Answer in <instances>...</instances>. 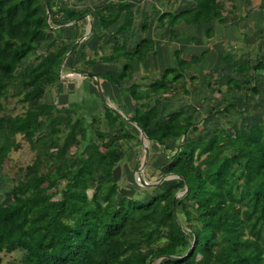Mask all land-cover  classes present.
I'll use <instances>...</instances> for the list:
<instances>
[{"label":"trees","instance_id":"obj_1","mask_svg":"<svg viewBox=\"0 0 264 264\" xmlns=\"http://www.w3.org/2000/svg\"><path fill=\"white\" fill-rule=\"evenodd\" d=\"M192 1L191 7L175 13L159 11L157 21L168 25L169 42L177 37L175 24L204 25L213 19L225 23L219 1L233 2ZM48 3L49 20L44 0H0V165L20 148L18 137L33 152L20 177L12 178L10 198L0 202V263L3 254L20 252L18 264H156L159 259V264H199V256L206 258L201 264H264V115L250 122L243 117L247 96L257 91L255 84L242 87L244 82L228 81L244 89V101L240 107L230 102L223 110L236 108L242 118L233 124V132L217 126L206 137L184 109L165 112L157 100L177 85L187 94L184 72L207 50L189 59L175 50L176 66L163 68L145 89L140 90L137 82L123 86L133 72L129 62L111 75L93 72L97 60L87 58L84 51L78 59L71 57L90 35L66 57L84 28L80 23L67 29L52 25L87 12ZM131 4L117 0L108 11L97 12L101 28L117 23L121 13L117 32L130 27L135 19ZM148 19L146 14L144 33ZM206 33L210 35L211 28ZM101 39L98 58L103 61L121 56L143 61L149 52L155 53V40L147 36L133 51L127 50L125 41L119 45L116 38ZM21 62L25 64L18 71ZM239 67L252 73L264 70V55L251 65L242 61ZM65 68L114 82L131 98L133 113L123 117L104 104L101 128L100 118L80 107L48 101L51 87L61 91ZM9 96L23 104L22 113L4 111L1 100ZM133 122L144 131L156 158L148 163L163 170L161 176H172L146 187L159 189L147 197L133 189L130 194L126 187L123 194L120 191L121 168L131 153L136 154V146L127 147L134 139L127 125L140 133ZM189 129L196 137H187ZM91 184L95 196L88 194ZM181 192L182 200L178 196L174 204Z\"/></svg>","mask_w":264,"mask_h":264},{"label":"rangeland","instance_id":"obj_2","mask_svg":"<svg viewBox=\"0 0 264 264\" xmlns=\"http://www.w3.org/2000/svg\"><path fill=\"white\" fill-rule=\"evenodd\" d=\"M86 1L87 2L70 0L68 3L70 5H73L74 7H77L78 9L84 10V9H87L89 7V4H90V2L88 0H86ZM111 1H113V0H101L100 1L101 4H100L99 0H92L91 3L97 5L96 8H98L101 5L103 7H107V5ZM148 1L149 0L140 1V3H137L138 8H136V6L134 7L137 10L138 19H140V20L143 17L142 12L145 9H147L149 6ZM154 1L157 2V4H159L161 6L160 0H154ZM173 1H174L173 7L178 8L179 6L185 5V4H183L185 2V0H173ZM261 1H262V5H261L262 11L260 12V10H258V9H260L259 4H258V0H253L252 5H251V11H255V14L253 15V17H250V20L249 19H247V20L249 21L248 26L251 29L257 30L258 28H261L262 30L261 31L259 30L257 33L254 30L252 41H247V42L244 41L242 43L239 40H238V42H233V40H232V42L230 41L229 43L228 42L223 43L221 48L226 51V54H224L222 51L221 58L225 57V58H222L223 62L224 61L230 62L229 58L236 59V60L240 61V59L242 60V59L246 58V56L249 54H251L250 58L252 60H256L259 55H264V25L263 26L261 25L262 22L264 23V0H261ZM51 4L53 5V1ZM85 6H86V8H85ZM231 6L232 5L230 4V2H226V1L222 2L221 7L224 11V15H227L229 17L230 12L228 10L230 9ZM149 8H150L149 11L152 12L153 8H157V6L155 5V3H152V4H150ZM161 9H163V11L165 10L164 7ZM159 11H162V10H159ZM232 13H234V12H232ZM232 13L230 14L232 16L229 17V21L234 23L235 20L238 18H236ZM248 16L245 15V17H248ZM151 17H152V14H151ZM259 18H260V21L258 20ZM139 23H141V21ZM84 24H86V22H84ZM245 24H246V22L244 23V25ZM242 26H243V22H242ZM82 27H83V24H82ZM139 29H140V24H139ZM146 34H148V33H146ZM66 35L69 38L70 32H68V34H66ZM83 35H84V38H87V37H89L90 32L86 33V34L83 33ZM67 36H66V38H67ZM101 38H103V37L101 36ZM101 38L99 37V39H98L97 35L90 36V38L88 40V44L85 46L79 47L77 52L74 53L71 57L73 59H75V58L78 59L79 57H77V56L79 55L80 52L84 51V53H86V54L89 53V57L90 58L95 57L96 60L99 62L97 65H100V66H96L93 68L94 72H96V71L100 72L101 70L105 71V69H106V70H108L109 73H111V75H114V74H116V72L111 71L110 66H107V67L105 66L106 68L104 66H102L101 63L105 62L106 60L101 61V59L98 58L101 55L100 49H99L100 48L99 42H100V40H102ZM157 41L158 42L163 41L164 44L167 43V41L169 42V34L167 35V38L159 37ZM261 42H262V44H261ZM170 43H171V45L174 44L173 41H171ZM74 47H75V44L70 48V50L67 52L66 56L69 54L70 51H72V49ZM155 47H157L156 44H155ZM110 49H111V44H107L105 46V50L108 52ZM95 53H98V54H96L97 57H96ZM220 54H221V52H220ZM227 54H229V55H227ZM155 55H158V54L156 53ZM173 58L175 59V57H173ZM203 59H205V58H203ZM203 59L199 63H201L203 61ZM70 60H71V58H70ZM85 62H87V60ZM24 64L25 63L21 62L20 69L18 71H20L22 69V66ZM103 64H105V63H103ZM117 65H119V64H117ZM164 67H165L164 63L160 62L158 64V71H155V69H154V70H152L151 75H149V76L146 75V76L141 77L142 75L145 74V72H143V71H148L147 67L146 68L142 67V68H144V70L140 69V73H134L133 74V72H132L131 78L127 79L126 81L123 80L122 85L123 86L130 85L133 81L136 80L137 82H139L138 84L140 87L146 86L150 80L154 79V77H157L159 75V73L162 71V69ZM155 68H157V67H155ZM112 69H114V67H112ZM188 69H189V67H188ZM188 69H187V71H188ZM219 71H220V73L221 72H223V73L227 72L226 68L221 69V67L220 68L218 67V69L216 70L217 74L219 73ZM185 72H186V70H185ZM74 73L78 74V76H75V77L69 76V75H73ZM204 73H205V71L203 72V76H204ZM60 79H61V83H62V86L60 88L61 91L59 92V90L57 89V86L51 87L49 90L50 96L47 98L48 101H51L53 99L54 101H56V103L59 107H62V106L71 107V105H73V103H80L81 105L84 106L83 108H81L83 110V112H85L86 114H90V115L93 114V115L97 116L98 118H100L101 125H99V126L101 128H104L105 127V121H104L105 119H104L103 105L108 104V106L110 105L111 108L115 109L114 101H110V98L107 97L106 92H102L105 89V83H106L105 81H109V80H106V79L104 80L102 77L101 78L97 77V79H96V77L92 78V76H87L86 74L82 75V73H80V72H76L74 70L69 71V69H66V68H65V71H63L61 73ZM84 79L91 81L88 86H87L86 82L84 83V81H82ZM188 80L185 79V84H186L185 88L188 91L187 94L184 93L182 86L177 85L169 94H167L166 96L164 95L163 98H159V101L157 100V102L160 103V107H162V109H165L166 112H169V111H172L175 109H179V108L184 109V111L186 112L185 116L189 115L192 118L190 120V121H192L191 123L198 124V128H199L198 133L200 132V134L205 135L206 137H208V135L214 133L217 126L224 127L226 130L233 132L232 131L233 124L237 120L240 121L242 118L241 115L239 114V112L234 110L235 108H229V110L226 111L225 113H223V112H217L216 113L215 111H213V109L222 108L223 107L222 103L224 101H226V104H228L229 102H234V103H237L238 106L242 105V102L244 101V97H241L242 93L237 92L234 88L230 91V88L232 87V82L229 83L228 88H227L224 85L225 80L218 78V76H216V78H214L212 75H210V82L214 86H212L213 91L212 92L209 91L208 94H206L207 91H206L205 85L203 83L198 82L195 87L192 85H189L188 86L189 88L186 87ZM191 81H193V80H191ZM73 82H75L76 85H75V83L73 84ZM94 82L96 83L95 86H94ZM243 82H244V84H246L245 86L252 85V82H249L248 80H246V81L243 80ZM254 82H255V80H254ZM111 83L115 85L114 82H111ZM259 86L261 87V86H263V84L261 82H259ZM95 87H96V89H95ZM112 88L114 90H117L119 87L117 85H115V88L114 87H112ZM236 89L239 90L238 88H236ZM94 91H96V92H94ZM229 91H230V93H229ZM118 92L120 93V91H118ZM123 92H125V91L123 90ZM226 92H227V94H226ZM236 92H237V94H236ZM9 93H11V91ZM250 94H252V93H250ZM204 95H206V96L203 98ZM237 95H238V97H237ZM96 97L97 98L100 97L101 99L100 98L98 99L99 104L95 106L96 102H94V100H96ZM114 97H112V99H114ZM195 97H197V99H196L197 101L195 100ZM239 97L243 98V100L241 101V98H239ZM118 100L120 101V99H118ZM239 100H240V104H239ZM258 100L263 105L264 95H262V97H260ZM258 100H257V102H258ZM85 102H86V104H85ZM1 103L4 105V111L6 113H10V114L14 115V114H20L24 111V106L21 102H19L17 97L9 96L6 100L2 99ZM250 104L247 106L248 108L247 107L244 108L245 113H244L243 117L247 116L248 115L247 113L254 110V109H252L253 108L252 102H250ZM88 105H90V106H88ZM91 106H93L94 108H92L90 110ZM253 112H255L257 114H259L261 112V114H264V109L258 105L256 110ZM132 113H133V108L128 109V113H127L126 117H129ZM252 114H254V113H252ZM252 116L253 115H251V113H250V115H248V120H250V119L254 120L256 118L260 119L259 115H258V117H254V116L252 117ZM127 128L134 135V139H132L131 141H128L127 147L128 146L131 147L130 149L132 150L134 148V146H136V148H134V152L136 154L133 155V153H131L130 157L129 158L127 157L128 159H126V161H125V164H124L125 166L123 165L124 170H123V168H121V170H122L121 179H120V185H122V187H121L122 189L120 190L121 194H123V192H124L123 190H125L124 187L129 189L128 193H130V194L132 192L131 189H133L134 193L138 196L147 197L151 193H154V192L158 193L159 189H155V191H151L149 189L146 191L145 188L146 187L150 188V186L143 183V181H146L147 183H156V185H157L166 179L169 180L170 178H172V176L171 175L161 176L163 170L155 169L154 167H152L151 164L148 163L151 159H152L151 162L156 159L153 157L154 153H149V156L147 157L145 166L142 169V172H140L142 162L145 159V151H144V146L142 143L141 135H140V133H137L133 129H131V127L128 125H127ZM196 134L197 133H195L191 129H189L187 137L188 138H194V137H196ZM17 139L19 140L20 148L18 150L11 151L9 154V157L5 160L4 165H2V166L0 165V170L2 172V179L0 180V202H5L10 198L11 187H12V178L14 176H16V178H19L21 175V170L23 169V167H25L33 159V152L29 149L27 141L25 139L20 140V137H18ZM157 147H158V149L160 148V146H157ZM148 149H149V143H148ZM149 151H150V149H149ZM154 152H156V151H154ZM102 178L105 179V176H103ZM139 187H140V190H139ZM149 191H150V193H148ZM88 194L90 196H95L97 194L95 184H91V186L89 187V190H88ZM183 194L184 193H182V192L178 193V196H180L181 200H182ZM185 201L187 202L188 200L185 199ZM20 257H21L20 252L3 254L2 255V261L0 264H5L7 261H10L14 264H18L20 261ZM205 259H206L205 257L199 256L198 257V263L199 264L203 263ZM161 261H162V259H159L158 261H156V264H159Z\"/></svg>","mask_w":264,"mask_h":264},{"label":"crops","instance_id":"obj_3","mask_svg":"<svg viewBox=\"0 0 264 264\" xmlns=\"http://www.w3.org/2000/svg\"><path fill=\"white\" fill-rule=\"evenodd\" d=\"M52 1H53V6L58 4L61 7H67V8L76 10V11H81L82 10V11H86L87 12L84 15L85 17L83 18V20H79L78 22L74 23L73 21H71V22H63L62 20L58 19L56 21L57 24L56 25H52L53 27H57V28L58 27H61V28L65 27V29H67V28H73L76 24L80 23L81 26L83 24L84 33L86 34L87 31H88L90 20H91L92 21V27L89 30L90 36H92V35L93 36L94 35L102 36L106 41H112L114 38H116V40L118 41L119 45H122L123 42L125 41L127 50H129V51H133L135 49V47H136L135 45H137V43L143 37H145L147 35H148L147 37H150L153 40H155V44L157 46V47H155V53L154 52H149L147 54L146 60H143V61H130L126 57L121 56V57L117 58L114 61H111V60L107 59L105 62H103L105 64L100 62L102 64V66H104V67L105 66L106 67L110 66V70L111 71L117 73L118 70L125 63L129 62L130 64H132L133 74L134 73H140V69L144 70V68H142V67H145V68L147 67L148 71H143V72H145V74L142 75L141 77L146 76V75L149 76V75H151L152 70L155 69V71H158V64L160 62L164 63L165 67H174V66H176L175 59L173 58L175 50H178L180 52V54H181L183 59H189L193 55H200L202 52L207 50V53L204 56L205 59H203V61L201 63H199V64H191L189 66V69L187 68L188 71L186 69V72L184 73L185 74V79H187V80L189 79L186 87H188L189 85H192V86L195 87L198 82L199 83H203L205 85V89L207 91L206 94H208L209 91L210 92L213 91L212 90V86H214L210 82V75H212L214 78H216V76H218V78L224 79L225 80V84L224 85L227 88H228V85H229L228 81L231 80V79H235V80H238L240 82H243V80H245V81L248 80L249 82H252V85L255 84L257 91H256L255 94H250L249 93V95L247 96V99H246L247 101H246V106L245 107H247L250 104V102H252V106H253L252 109H254L253 111L256 110L258 105L264 109V102H263V105H262V103H260L259 100H258L260 97H262V95H264V70L258 69V70H256L255 73H252L250 68L246 69V67H244L243 69H240V67H239V65H240V63L242 61H247V62H249L250 65L255 63L256 60H252L250 58L251 54L247 55L246 58H244L242 60L240 59V61H238L236 59L229 58L230 62H228V61L225 62L224 61L225 62L224 63L222 58H225V57L221 58L222 51H223L224 54H226V51L221 48L223 43H226V42L229 43L230 41L232 42V40H233V42H238V40H239L242 43L244 41L247 42V41H252L253 40L252 37H253V32H254L255 29H251L248 26L249 25V21L247 20V19L250 20V17H253V15L255 14V11H251V5H252L253 0H233V2L230 3L232 6L228 10L230 12L229 13V17L232 16L230 14L232 12H234L232 14L236 18H238V19L235 20L234 23L229 21V17L227 15H224V11H223V9L221 7V4H222L223 1H219V5H220V8L222 10V15H223V17L226 20L225 23H221L217 19H213L208 24H204V25H201V24H187L185 22H182V23H179V24H175L173 29L177 33V37L172 40L174 42L173 45H171V43L168 42V41L165 44L163 43V41H159V42L157 41L159 37L167 38V35L169 34L168 33V29H169L168 25H166V24L165 25H160L159 22L157 21V16L159 14V10L163 11V9H161V8L164 7V9H165L164 11L167 10V11H171V12L175 13V12H178L179 10L191 7L192 4H193L192 0H185V2L183 3L185 5L179 6L178 8L177 7H173V5H174V1L173 0H160L161 6L159 4H157V2H155L154 0H149L148 1L149 6H150V4L155 3L157 8H153L152 12H150L149 11L150 8L148 6V8L145 9L142 12L143 13V17H142L141 20L138 19L137 10L134 7L136 6V8H138L137 7V3H140V1H144V0H131V3H132L131 4L132 5L131 8L134 11L135 19L133 20V22H132L130 27H128L125 30H119L118 32H117V27L120 24V22L122 21L124 13H121L120 19H119V21L117 23L110 25L106 29H102L101 28L100 23L98 21L97 14H96L97 12L108 11L112 4L117 3V0L111 1L107 5V7H103L101 5L98 8H96L97 5L91 3L92 0H88L90 2V4L88 3L89 7L87 9H84V10L83 9H78L77 7H74L73 5H70L68 3L70 0H52ZM77 1L87 2L86 0H77ZM100 1L101 0H99V3H100ZM258 4H259V8H260L258 10H260V12H261L262 11V9H261L262 8V6H261L262 5V1L258 0ZM85 8H86V6H85ZM150 13L152 14V17H151ZM146 14L149 15L148 27H147V31H146V33H148V34L144 33L142 31V28H141L143 20H144V16ZM245 15H247V16L249 15V16L245 17ZM139 20L141 21V23H139L140 22ZM258 20L260 21V18ZM84 22H86V24H84ZM242 22H243V26H242ZM245 22H246V24L244 25ZM139 24H140V29H139ZM261 25L263 26L264 23L262 22ZM207 27L211 28V33L208 36H207V33H206V28ZM259 30L261 31L262 29L258 28L257 30H255V32L257 33ZM82 37H80L76 41V44L75 43L74 44L77 45L78 43H80L81 41L86 39V38L82 39ZM261 44H262V42H261ZM76 52L77 51H75V53ZM220 52H221V54H220ZM156 53L158 55H155ZM68 55L66 57H68ZM227 55H229V54H227ZM86 56H87V58H89V53H87ZM66 57H65V59H66ZM101 61H102V59H101ZM98 63L99 62L97 61L94 67L100 66V65H97ZM117 64H119V65H117ZM112 67H114V69H112ZM155 67H157V68H155ZM218 67L219 68L221 67V69L226 68L227 72L226 73H223V72L220 73V71H219V73L217 74L216 70L218 69ZM204 71H205V73H204V76H203V72ZM96 72H98V71H96ZM100 73H109V72H108V70L105 69V71L101 70ZM85 74H87V76H92V78L96 77V79H97V76H94V74L93 75L92 74L89 75L90 73H82V75H85ZM69 76L75 77V76H78V74L74 73L73 75H69ZM193 76H195V79L194 80L192 79L193 81H191L190 78L193 77ZM154 78H156V77H154ZM126 80L127 79H125V81ZM254 80H255V82H254ZM82 81H84V83L86 82L87 86L91 82V81H88L86 79H84ZM105 82H106L105 83V89L102 92H106V95H107V97L110 98V101H114L115 109L119 113L123 114L124 117L127 116L128 109H130V108L134 109V106H133L131 98L129 97V95L127 93L123 92V90L120 89V88H118L117 90H114L112 87L115 88V85L112 84L111 82H109V81H105ZM133 82H137V81L135 80ZM259 82H261L263 84V86L260 87L259 86ZM74 83L75 82H73V84ZM137 83H139V82H137ZM95 84L96 83L94 82V86H95ZM75 85H76V83H75ZM245 85L246 84H243L242 87L245 86ZM247 86H249V85H247ZM242 87L239 90H237L234 87V84H232V87L230 88V91L234 88L237 92H241L242 93L241 97H244V89ZM95 89H96V87H95ZM139 89L140 90L145 89V86H142V87L139 86ZM118 91H120V93ZM230 91H229V93H230ZM94 92H96V91H94ZM237 92H236V94H237ZM226 94H227V92H226ZM205 96L206 95H204L203 98ZM112 97H114V99H112ZM237 97H238V95H237ZM241 97H239V98H241ZM99 98L96 97V100H94V102H96L95 106L99 104L98 103V99ZM118 99H120V101ZM196 99H197V97H195V100ZM242 100H243V98H241V101ZM257 100H258V102H257ZM85 104H86V102H85ZM157 104H159L158 106H160V103L157 102ZM239 104H240V100H239ZM222 105H223V107L225 105H227L226 101H224L222 103ZM73 106L75 108L76 107H78V108L79 107L80 108L84 107L80 103H73ZM88 106H90V105H88ZM93 106H91L90 110L95 107V106L94 107ZM240 106H242V105H239V107ZM223 107L220 108V109H222L221 112H223V113H225L226 111L229 110V108H231V107H227V108H225L223 110ZM244 108H243V115L245 113ZM234 110L237 111L236 108ZM164 111H165V109H164ZM253 111H251V112H249L247 114L250 115V113H251V115H253L254 117H258V115H259L260 118L264 115V114H261L262 111L259 114L255 113ZM252 113H254V114H252ZM248 115L245 116L247 119L245 117H244V119L248 120ZM187 116H189V115H187ZM190 119H192V118L190 117ZM254 120L256 121V120H258V118L254 119ZM248 121L250 122L251 119L248 120ZM132 124L135 125L134 123H132ZM192 124H195V123H192ZM155 149L159 150L160 148L158 149V147L155 146Z\"/></svg>","mask_w":264,"mask_h":264},{"label":"water","instance_id":"obj_4","mask_svg":"<svg viewBox=\"0 0 264 264\" xmlns=\"http://www.w3.org/2000/svg\"><path fill=\"white\" fill-rule=\"evenodd\" d=\"M44 3H45V6H46V10H47V20H49V3H48V0H44ZM85 16H82V17H79V18H77L76 20H74L73 22L74 23H76V22H78L79 20H82L83 18H84ZM91 27H92V21L90 20V24H89V27H88V31H87V33H89V30L91 29ZM84 38V36L82 37V39ZM81 39V40H82ZM76 44V43H75ZM87 75V74H86ZM89 75H91V74H89ZM94 76H96L95 74H94ZM60 77H61V75H60ZM119 113V112H118ZM121 116H123L124 117V115L123 114H121V113H119ZM134 123V122H133ZM135 124V123H134ZM135 126H137L136 124H135ZM138 127V126H137ZM138 129H139V131H140V135H141V139H142V143H143V146H144V151H145V159H144V161L142 162V165H141V171L140 172H142V169L144 168V166H145V163H146V160H147V157L149 156V149H148V143H149V141H148V139H147V137H146V135H145V133H144V131L142 130V129H140L139 127H138ZM143 183H145V184H147L148 186H155L156 185V183H147L146 181H143ZM178 197V195H176L175 197H174V201H173V203L175 204V201H176V198Z\"/></svg>","mask_w":264,"mask_h":264}]
</instances>
